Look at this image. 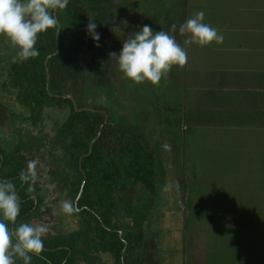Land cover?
Here are the masks:
<instances>
[{
	"label": "flooded vegetation",
	"instance_id": "1",
	"mask_svg": "<svg viewBox=\"0 0 264 264\" xmlns=\"http://www.w3.org/2000/svg\"><path fill=\"white\" fill-rule=\"evenodd\" d=\"M195 2L201 3L199 0H157L156 3L154 1L153 8L149 10V0H70L66 9L56 10L53 13L59 22L57 28H55L56 48L54 52L45 57L44 64L46 66L48 59L56 55L59 51L58 32L61 28H65L66 30L64 47L67 50H71L72 35L75 34L76 38L78 37L81 38V40H85V43H82L80 46V49L84 47V51L78 52L80 62L79 64H75V66H77V74L79 75L75 81L81 83L80 87L77 89L75 86L74 88L72 83L73 79L67 76V73L63 75L62 72L59 81L57 80L58 72L55 73V83H59L61 87H64V82L67 80V88L70 87V92L67 94H51L54 97L55 104L51 103L48 105L34 129L27 127L26 123L15 120L19 112V101L15 100V97L10 95L8 91H3L1 89L3 87L0 88V145L4 146V143L13 144L14 141L19 143L15 162L20 166L17 167V174H14L13 177L18 181L17 183L20 184L18 185V190L22 191V193H19L21 197L25 191L28 192L29 188L32 189L28 197L35 200L33 206L30 208V215L28 216L27 222H42L47 225L48 232L43 237V251H45V253L47 251L52 253L56 250L48 248L47 245L53 243L57 236H67L79 226V218H90V214L99 219L101 228L111 233L117 231L118 235L122 233V231L117 228L106 226V223L100 220L98 212L104 210L110 212L111 210H115V208H110L109 206L111 200L108 196L110 194L117 200H120L119 198L121 195L125 197L127 194L132 201L135 200V193L137 190L135 185L137 182H134L132 185L125 184L126 187H124V184H120L118 180L112 179L115 177L116 172L114 171L113 173L111 167L117 160L121 159V157L130 154L131 150H136L138 145L141 146L143 152L150 153L153 156L154 162L157 163V168L158 166L160 167L158 173H160L161 178L159 179L162 181L161 185L159 184V188H166L168 177H171L172 170L177 171L176 167L178 162L180 164V166H178V176L180 178L185 176L186 172L183 170L185 165L182 162L185 161L186 151L183 147L178 145V143L182 144L183 141L180 140L185 138L184 127L182 128L180 122H175L173 116L169 115L175 126L173 128H175L176 133L179 134L176 136L174 130L173 132H169L166 129L163 130L162 125L158 124L156 121L157 119L149 121V116H154L155 111H151L152 106L149 105V103L146 105L148 108L139 110L135 102V99H137L135 97L137 93L136 88L135 94L133 92L134 82L123 77L115 60L110 59L109 53L116 52L118 54L122 48L123 40L132 32L139 31L143 25H148L149 21L153 22L156 20L155 31L163 30L170 32L173 24H175L178 29L180 24L190 18L189 14L194 10ZM89 19L93 20L97 25L96 31L99 33L100 39L96 43H98L99 46L95 45L96 43L87 31L86 26L89 23ZM83 31H85V33ZM171 34L175 35L177 40L183 44L185 37H181L178 31ZM90 42L92 47L89 46ZM0 44L3 45V47L0 48V56L3 60H8L9 56L11 58L10 54H13V58H15V49L6 37L0 36ZM6 47H9V49ZM185 47L188 61L183 67L173 66V73L168 74L166 77V79L172 80V84L166 86L165 89H168L169 92L183 91L185 96H187L188 91L192 92L193 96L196 95L197 97L194 101V108L197 107L196 114L200 113L205 108H218L214 103L215 99H217V95L215 96L213 91L219 89L226 90V88L229 87L227 85V77L224 74H222L221 78L216 76L211 77L209 80L210 84L206 85L207 73L205 72L208 71V73H210L211 70L202 68V66L196 62L195 57L197 58L199 46L197 47L196 44H189ZM82 54L84 57H88L89 55L94 56L96 54L98 68L93 67L95 65L94 61L88 62L85 60L82 62ZM69 55L68 52V57ZM3 60L0 62V75L2 77H4V69L6 66V62ZM71 60L72 58L68 59V61H66L67 63H65L70 64ZM54 61L57 62V60ZM58 69H62V63L58 64L56 70ZM87 70L90 71L91 76L89 74L87 75ZM46 74V80L48 81L49 74L47 70ZM107 81H109V87H104ZM176 81L178 85H173ZM87 84L95 86V88L111 90L113 96L112 101L114 102V99L117 97L119 105L123 108L122 118L121 116L117 118L112 116L110 109L108 110L101 105H85L86 103L89 104L87 98L90 88L84 87V85ZM132 96L134 100L131 99ZM137 96L140 97L139 94ZM61 98L71 101L76 111L91 110L102 114L103 117L102 119L100 118L102 122L98 126L96 136L84 147V152H82L79 158L77 157V160L71 156V153L64 150L62 144L64 137L61 133L58 134L59 126L65 122L68 117V112L70 111L68 103H61L58 101V99ZM80 101L81 105L77 107ZM138 101L140 102L138 104L143 103L142 100ZM158 105L161 106L159 103ZM10 108H13V111H9ZM198 108L200 110H198ZM136 110L141 114V119L138 123L130 116V114L132 115L133 111L136 112ZM183 110L186 112L185 107H183ZM161 111L164 114V111ZM10 114H14V116H10ZM185 115L186 113H183L181 118L184 122ZM1 117L3 118L1 119ZM152 123L156 125L153 126ZM199 123H203V121L201 122L199 120ZM191 124L190 126H195V122ZM141 127L144 129L143 131L138 130ZM192 132L194 133V130H192ZM193 133H189V135ZM69 137H71V135ZM97 138L98 142L96 144L98 146H94L93 144L96 142ZM176 139H178V141H176ZM127 145H129V147H127ZM8 146L9 145H6V147ZM177 153L179 157L175 160L174 156H176ZM90 155L91 159L87 160L83 166L84 159H87ZM0 160H2L1 155ZM174 160L175 163L173 167L170 168V161ZM29 165L33 166L32 171H34L35 175L29 182L24 183L19 179V174L21 170H28ZM100 165H103V167ZM185 177L184 179L186 181ZM89 180L92 184H89ZM178 180L179 179H177L176 183H178ZM180 182L181 180H179V184ZM109 185L112 187L109 188ZM86 186L88 187L87 189ZM123 187L124 189L122 190ZM174 189L177 191L176 186ZM37 192H43V202L41 203L36 201ZM72 192H76L74 198H72ZM60 194L62 195L63 201H72L75 205L76 212H82V214L76 216L74 212L70 215L65 213L68 216L65 215L63 218V216L59 214L62 212L60 210V202H62ZM21 197L19 198L22 204L25 200ZM80 197L82 198V204L78 206ZM158 197L159 195L156 196V203L152 206V208L157 211L155 214L164 210L163 201ZM88 200H94L95 202L93 205H90ZM180 203L182 204L183 201H180ZM23 207L24 204L20 205V211ZM154 217L155 215L151 216V218ZM0 219H3V217L0 216ZM21 219L23 220V218ZM9 227H13V225L9 224ZM64 248L66 247L64 246ZM189 251H192V249L190 248ZM45 253L30 254L32 257L31 264H53L50 255ZM190 254L195 257L194 253L192 254L190 252L188 257ZM40 261L43 262L40 263ZM112 261L113 259L105 257L103 252L91 247L88 250L87 256L84 258L77 257L74 264H114ZM16 264H23V261L17 258ZM60 264H67V261H63Z\"/></svg>",
	"mask_w": 264,
	"mask_h": 264
},
{
	"label": "rangeland",
	"instance_id": "2",
	"mask_svg": "<svg viewBox=\"0 0 264 264\" xmlns=\"http://www.w3.org/2000/svg\"><path fill=\"white\" fill-rule=\"evenodd\" d=\"M154 1L156 3L157 0H149V10L153 8ZM224 1L226 0L219 2L208 0L204 5L202 2H195V8L189 14L192 17L197 12L203 11L205 13L204 22L217 28L224 37L223 43L220 44L212 42L204 47L196 44L197 47L199 46L197 58L195 57L196 62L202 68L212 71L205 72L207 73L206 85L210 84L211 77L221 78L222 74L227 76L228 81L232 75L238 77L244 71V66L257 64L256 67L252 66L255 71H260L261 67L264 68V53H262L264 39L254 42L253 38H241L237 32L236 23L240 22V17L235 16L234 8L231 5L216 6ZM230 2L231 4L237 3L236 0H230ZM247 14L249 17L246 20L252 21L250 16H255V13L251 10ZM155 21H149L148 24L153 31H155ZM83 32L85 33V31ZM245 32L247 33V31ZM242 41L245 44L239 48ZM258 50L259 53H256L255 51ZM252 53L255 54L251 55ZM172 73L173 70L169 74ZM171 84L172 80L166 78L162 79L158 85H152L149 82L133 83V92L135 94V88L137 92L136 104L140 103L138 100H142V102L144 99L148 100L152 106L151 111H155L154 116H149V121L157 119L156 121L162 125L163 130L166 129L169 132L174 130L176 133V129L173 128L175 126L169 116L171 115L175 122H180V126L184 127L185 131V138L180 140L183 142L178 145L186 151L185 161L182 162L185 165L183 170L186 172V177L184 176L186 181L184 177L178 176V166H180L178 162L177 171L172 170L166 188L158 190L157 195L163 201L164 210L161 209L160 213L155 214L157 211L152 208L151 216L155 215V217L151 218L152 227L150 228L158 238L160 264H244L241 263L242 255L240 254L243 251L257 250V244L252 241L256 240L257 242V239H264V159L256 157L255 153H252L251 147L248 152H241L237 147L239 144L237 139L244 136L246 128L252 127L255 118L248 116L246 126L242 129L237 128L240 129L237 132L230 129L226 131L218 129L221 123L219 121L213 124L212 133L207 121L199 123L197 126H190L191 123L186 120L184 122L181 118L183 113H189V108L197 96H193V93L189 91L187 96L183 94V91L169 92L165 87ZM175 84L178 85V82H174L173 85ZM138 94L140 97L137 96ZM236 97L241 99V102L243 101L240 95ZM248 97L246 95V99ZM131 99L134 100V97L132 96ZM112 100V92L109 89L94 87L89 89L87 98L89 105H101L110 109L112 116L116 118L121 116L122 118L123 108L119 105L118 98L116 97L114 102ZM250 102L247 101L248 108L253 107ZM145 105L144 102L143 105H138L139 110L148 108ZM157 106L159 107L158 112ZM161 110L164 111V114ZM198 110L200 109L198 108ZM140 115L137 110L133 111L132 115L130 114L137 123L141 119ZM152 125L156 124L152 123ZM262 127L264 128V126ZM138 130L143 131L144 129L141 127ZM189 133L193 134L189 135ZM246 142L248 143V140ZM174 157L177 160L178 153ZM175 160L170 161V168L173 167ZM249 163H253V166H246ZM177 179L181 180L180 184L179 180L176 183ZM175 186L177 191L174 189ZM184 193L187 196L185 212L183 208ZM60 196L63 201L61 194ZM180 201L183 203L181 204ZM222 212H224V216L228 214L227 217H230L235 223L233 229H224V238L220 233L222 229H218L214 223L220 224L219 217ZM59 214L63 218L65 215L68 216L62 212ZM257 224L259 227L262 224L263 226L257 228ZM211 235L215 236L213 243H215L216 249L214 251L209 244ZM190 248L192 251H189ZM189 252L194 253L195 257L191 254L188 257ZM248 255L249 264H258L257 253Z\"/></svg>",
	"mask_w": 264,
	"mask_h": 264
},
{
	"label": "trees",
	"instance_id": "3",
	"mask_svg": "<svg viewBox=\"0 0 264 264\" xmlns=\"http://www.w3.org/2000/svg\"><path fill=\"white\" fill-rule=\"evenodd\" d=\"M65 33V28L59 30V51L56 55H53L48 59L46 66L44 64L45 57L54 52L56 48L55 28L48 29L45 32L38 34L39 38L35 45V48L38 51L36 57L29 58L26 61H19L16 56V48H14L15 58H13V54H10L11 58L9 56L8 60H3L0 56V62L1 60L6 62L4 77L0 75V88L3 87L1 88L3 91H8L10 95L15 97V100L19 101V112L15 120H19L21 123H26V126L32 129L37 126L43 111L47 109L48 105L51 103L55 104L54 97L52 96L53 94H67L70 92V87L67 88V80L64 82V87H61L59 83H55V73L58 72V81L63 72V75L64 73H67V76H70L73 79L72 83L74 88L76 86L78 89L81 85V83L75 81L79 76L75 64H79L80 62L78 52L84 51V47L80 49V46L82 43H85V40H81V38L78 37L76 38L75 34L72 35V47L69 51L64 47L66 38ZM95 45L97 46V43ZM89 46L92 47L91 42ZM1 47H3L2 44H0V48ZM6 48L9 49V47ZM68 52L70 54L69 57ZM70 58H72L70 61L71 63L66 64V61ZM82 58V62L85 60L88 62L94 61L95 65L93 67L98 68L96 54L94 56L89 55L88 57H84L82 54ZM54 60H57L58 63ZM59 62L62 63V69L56 70L58 64H61ZM46 70L49 74L48 81L46 80ZM249 71L251 73L253 72V75L256 76L255 81L264 76V69L260 71L250 69ZM242 72L246 75L244 71ZM88 74L90 75L89 70H87V75ZM108 82L109 81L106 82L104 87H109ZM84 87L95 88V86L89 84L84 85ZM262 88L264 89V87ZM259 90L260 87L257 89H250L248 85L242 87L234 85L233 87H227L226 90L219 89L213 91L215 96L217 95V99L213 102L218 108H205L200 113L196 114L197 108H194V102L189 108V113L185 115V120L189 123L195 122V126L199 124V120L201 122L207 121L212 133L211 128H213L212 126L216 121L221 122L218 129L224 131L230 129L233 131L236 128H244L248 116H251L252 118H255L253 125L250 129H245L243 137L237 139L239 141L237 147L240 148L241 152H248L251 147L253 149L252 153H255L256 157L264 159V128L262 127L264 126V93ZM239 95L243 98V103L241 102V99L236 97ZM246 95L249 96L247 99ZM58 101L61 103H68L70 109L67 119L59 126L58 134L61 133L64 137L62 142L64 150L71 153V156L77 160V157L79 158L82 152H84V147H86L91 139L96 136L98 126L102 122L100 121V118L102 119L103 117L102 114L91 110L76 111L73 104L68 99L61 98L58 99ZM247 101H251L250 103L253 105L252 108H248ZM143 102L146 103V105L149 103V101L145 99ZM80 103L81 101L78 103L77 107H80ZM85 105L89 104L86 103ZM156 110L157 112L159 111L158 106L156 107ZM9 111H13V108H10ZM253 114L255 115L254 117ZM12 115L14 116V114H10V116ZM215 130H217V128H215ZM237 130L234 131L237 132ZM70 135L71 137H69ZM175 135L178 136L179 134L175 133ZM237 136L239 137L240 135ZM246 140H248V143ZM97 142L98 138L93 145L98 146L96 144ZM4 144V146L0 145V155L2 156V160H0V180L6 179L16 184L18 195L21 197L19 193H22V191L18 190V185L20 184L17 183L18 181L13 177L14 174H17V167L20 166L15 162L17 159L16 155L19 143L14 141L13 144L10 143L11 145ZM6 145L9 146L6 147ZM127 147H129V145H127ZM90 159L91 155L88 156L87 159H84L83 166L85 162ZM246 159L248 160V157H246ZM100 166L103 167V165ZM246 166H253V163L246 164ZM111 169L113 170V173L114 171L116 172L115 177L112 179L118 180L120 184H124V187H126L125 184L132 185L134 182H137L135 185L137 190L134 201L129 198L128 194L125 197H122L124 195H121L119 198L120 200L113 198L110 194L108 196L111 200L109 206L110 208H115V210H111V213L107 210L98 212L100 220L106 223V226L117 228L121 230L122 233L118 235L117 231L111 233L108 230L101 228L99 225L101 224L99 219L91 214L90 218H79V226L73 232H70L67 236L59 235L53 243L47 245L48 248L56 250L52 253H49V251L46 253L45 251H42V253L50 255L53 264H60L63 261H67V264H74L77 257H86L88 250L91 247L103 252L105 257L113 259L112 262L114 264H160V247L157 244L158 238L155 235V232L150 228L152 227L150 221L151 214L153 213L152 206L156 203L155 201L157 199L156 196L159 190V184L161 185L162 181L159 179L161 177L160 173H158L160 167L158 166L157 168V163L154 162L153 156L150 153L143 152L141 146L138 145L136 150H131L130 154L117 160ZM89 184H92V182L90 181ZM110 187L112 186L109 185V188ZM87 188L88 187L86 186V189ZM24 194L22 195L25 200L24 203H22L24 204V207L21 209L17 217L16 224L28 221V216L30 215L29 211L35 200L28 197L30 194L29 192L25 191ZM71 194L72 198H74L76 192H72ZM43 196V192H37L36 201L38 203L43 202ZM88 202L90 205H93L95 201L88 200ZM22 204L20 203V205ZM81 204L82 198L80 197L78 206ZM74 213L76 216L82 214V212L79 213L76 211H74ZM220 214V224L217 225L216 222L214 223L218 229H222L220 233H222L221 236L224 238V229H233L235 223L230 217H227L228 214H225V216L223 215L224 212ZM21 218H23V220ZM214 237V235H211L209 243L212 247V251L216 249V245L213 243ZM217 241H219V239H217ZM64 246L66 248H64ZM217 251L219 252V250ZM42 262L43 261H40V263Z\"/></svg>",
	"mask_w": 264,
	"mask_h": 264
},
{
	"label": "clouds",
	"instance_id": "4",
	"mask_svg": "<svg viewBox=\"0 0 264 264\" xmlns=\"http://www.w3.org/2000/svg\"><path fill=\"white\" fill-rule=\"evenodd\" d=\"M69 0H0V36L8 39L17 49L19 61H26L38 55L35 48L40 33L58 26V19L53 14L65 9ZM205 13L197 12L179 25L171 26V31H153L145 24L139 31H134L123 40L117 54L110 52V59L115 60L124 78L140 84L149 82L158 85L171 72L173 66L183 67L188 61L186 45L197 44L201 47L212 42L223 43V34L217 28L204 22ZM87 31L94 42L100 39L97 25L89 19ZM178 31L185 37L183 44L171 33ZM97 46L99 44L97 43ZM32 165L28 170H21L19 179L27 183L35 175ZM32 189L29 188L28 192ZM60 210L71 214L76 211L70 200L60 202ZM20 213V198L16 185L10 180H0V264H16V259L23 264H31V255L43 251V237L48 227L42 222H21L16 224ZM9 224L13 227H9Z\"/></svg>",
	"mask_w": 264,
	"mask_h": 264
},
{
	"label": "crops",
	"instance_id": "5",
	"mask_svg": "<svg viewBox=\"0 0 264 264\" xmlns=\"http://www.w3.org/2000/svg\"><path fill=\"white\" fill-rule=\"evenodd\" d=\"M199 1L202 2V4L204 5L206 1L208 0H199ZM215 1L219 2L220 0H215ZM236 2H237L236 4H231L230 0H226L223 3L216 5V6L219 7V6H224V5H231L234 8L235 16L240 17V22H236V23H237V32L241 35V38L243 39L253 38L254 42H258V41H261V39H264V0H236ZM251 10L255 13V16L253 15L250 16L253 19L252 21L246 20V18L249 17V14H247V12ZM240 13L242 14V16ZM246 22H249V23H246ZM253 24H256V25L254 26ZM245 31H247V33ZM240 44L241 46H239V48H242V45H244L245 43L242 41L240 42ZM263 47L264 46H262V48ZM259 50L255 52L259 53ZM262 53H264V51H262ZM253 54L255 53H252L251 55ZM256 65L257 64H254L251 66H244L243 70L246 73V75H244L243 72L238 77L232 75L231 77H229V81L227 79V85L229 87H233L234 85H239V86L248 85L250 88H253V89L254 88L257 89L260 87L259 91L264 93V89L262 88L264 87V76L260 79H257V81H255L256 76L253 75V72L251 73L249 71L250 69L255 70L253 67H256ZM259 69L262 70L264 68L261 67ZM234 130H237V128ZM262 226L263 224L260 227ZM258 227H259V224H257V228ZM252 242L254 244H257L258 249L252 250V251H245V252L243 251L240 254L242 255L241 263L243 262L244 264H249L248 254L257 253L258 254L257 255L258 264H264V239L263 240L257 239V242L256 240H253Z\"/></svg>",
	"mask_w": 264,
	"mask_h": 264
},
{
	"label": "water",
	"instance_id": "6",
	"mask_svg": "<svg viewBox=\"0 0 264 264\" xmlns=\"http://www.w3.org/2000/svg\"><path fill=\"white\" fill-rule=\"evenodd\" d=\"M186 202H187V196H185V198H184V212H185V210H187V204H186ZM183 212V213H184ZM185 216H186V214H184Z\"/></svg>",
	"mask_w": 264,
	"mask_h": 264
}]
</instances>
